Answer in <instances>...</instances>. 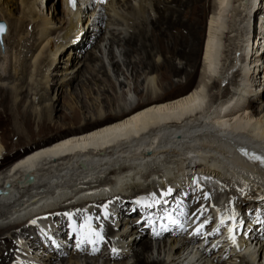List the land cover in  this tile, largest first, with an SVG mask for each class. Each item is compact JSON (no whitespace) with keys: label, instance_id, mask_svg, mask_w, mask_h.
Listing matches in <instances>:
<instances>
[{"label":"bare ground","instance_id":"1","mask_svg":"<svg viewBox=\"0 0 264 264\" xmlns=\"http://www.w3.org/2000/svg\"><path fill=\"white\" fill-rule=\"evenodd\" d=\"M38 1L21 0L23 7L21 18H16L13 12L15 0H4L0 3V20L7 21L5 12L15 19L14 23L7 21L9 26L7 25L3 40L5 43L8 41L10 43L12 35L17 39L15 52L10 56L12 74L17 85L11 90L6 88L0 90V104L4 106L5 112L15 113V121L22 119L29 125L35 116L47 129L53 123L52 113L60 111L62 119L71 123L72 129L61 136H56L54 142L52 140V143L48 145H40L37 150L15 162L10 166L11 169L4 173L2 178L0 177V190L6 192L5 195L0 196V229L12 222H21L27 217H36L41 214L45 216V213L49 215L53 211H63L64 204L69 205L68 208L70 207L74 212L80 211L90 218L96 215L101 217V214L105 217L115 214L122 220L126 216V211H129V206L134 205L139 215L133 217L138 219L142 218L141 213L143 214L148 209L152 215L159 214V210L173 202L175 196L182 201L185 199L184 194H191L192 191L196 197L200 195L199 199H205L206 195L210 196L214 206L217 204L216 199L221 201L224 196H227V198L234 197L239 203L253 205L264 210V192H257L264 188V170L261 169V172L253 170L250 165L242 162L234 151L239 143L246 144L243 148L247 150L264 149V81H262L263 87L255 88L254 86L256 83H261L259 76H264V55H253L250 61L248 59L245 61L244 54L250 46V39L246 41L245 51L240 56L238 65H236V60L234 63L230 62L229 66L216 68L221 50L219 47L222 36L220 28L229 0H218V2L216 0V3L212 0L215 12L210 21L208 20V27H205L207 0H160L154 4L158 18L151 22L153 28L150 36L146 34L147 31L145 32L146 23L144 22L132 27L130 38L126 36L121 38L124 35L123 32H112L110 39L102 41L106 42L105 49L108 46V53L112 55L110 64L118 68V72L119 62L114 61V47L118 43H123L121 47L126 57H130L131 53H137L140 56L139 63L142 65L140 67L142 71L147 70L149 73L158 71L162 74L164 81L166 80V92H157L153 86L156 82L154 77L147 76L148 78L146 77L144 81H140L142 75L137 77L136 82L139 89L136 94L139 101L135 105L128 104V93L121 90L122 83L119 79H116L119 84L117 87L110 74L106 72L105 54L100 47H97L100 57L93 52L89 54V57L86 56L83 62L79 61L71 72L69 70L59 72L67 78L79 66L67 83L65 82L67 79L64 80V78L51 82L47 73L48 68L55 65L59 52L68 49L69 46H76L77 52L87 48L92 37L84 34L81 36V24L88 19L89 29L92 28V31H95V23L97 22L98 26L101 24L107 4L98 5L93 15L89 17L87 14L93 9L92 5L88 3L86 5L83 2L82 7L79 3L77 7H74L69 0H62L63 6L66 7L65 16L59 21L62 24L68 18L65 22L67 28L63 29L67 34L66 38H63L59 33L54 42L50 37L57 29V23L37 12ZM129 1L132 0H110L108 4L112 7L120 5L119 9L122 8L132 13L133 8L129 6ZM144 1L139 2L140 9L138 8L142 9L143 18L147 13ZM256 1L248 0L245 5L247 9L250 8L247 14L250 29L252 28L250 14H255L259 9L256 7ZM96 10H98L97 13ZM113 12L119 14L116 9H113ZM239 14L242 13L239 12ZM92 17H95L93 21ZM143 18L142 22L145 21ZM133 19L135 21V18L126 17L125 21L133 22ZM260 21V27L264 30V16H260ZM32 24L33 28H30ZM136 28L139 29L138 34ZM207 28L208 33L205 36ZM77 31L80 32V36L77 39L72 38L75 33L78 34ZM228 32L232 34L233 30L228 29ZM250 33L249 38L252 34ZM24 35L29 39L35 37V43L47 41V45L42 48L34 64L37 76H41L37 84L44 86V89L46 87V94L35 93V91L28 109L23 107V96L26 95V91H23L22 84L25 80L27 66L21 54L22 48L28 41L20 43V38ZM99 35V30H97L96 37ZM260 43L261 40L258 44ZM253 47L254 45L252 52ZM77 52L69 53V58L65 59L70 61L67 64L76 63L75 60L80 56ZM154 52H165L170 57L160 63L159 60L154 59ZM178 58L192 68H196L200 60L203 61L200 75L205 86H208L206 78L216 80L220 87L225 81L227 83L225 85H228L237 75L241 78V85L237 87L235 93L229 92L228 95H223L220 102H215L211 108L205 109V105L202 107L203 92L201 90L199 92L196 88L195 91L185 92L195 83L197 77L195 72H188L185 67H178L175 61ZM91 62L98 63V67L92 68ZM66 65L64 67H67ZM234 67L236 69L234 73L231 72L233 77L231 78L230 71ZM101 73L105 77L103 82H106L107 89L99 88L96 84V79ZM136 74L140 72L137 71ZM181 76L185 77V84L183 82L175 84V78ZM2 77L0 73V78ZM75 81L77 84L71 88L72 92L64 90L66 86L71 87V83ZM89 84L99 88L93 103L86 100V96L91 95L94 90ZM260 88L263 90L258 94ZM174 89H180L181 92L171 95ZM54 90L58 91L57 100L50 96ZM67 94L85 106L87 103V111L81 113L80 116L72 109L65 107L57 109L59 107L57 102L61 98L67 102ZM36 101L38 105H43L46 101L50 103L45 104L40 112H35L38 111L34 110ZM11 117L10 114L6 115L8 121ZM5 153V148L0 141V159L4 158ZM194 169L198 174L195 172L192 175ZM29 176L34 178V182H27ZM197 177L206 182L194 187V179ZM8 184L10 186L7 189ZM135 190L138 193L150 190V194H138V196L134 194L135 200L131 201V197L128 196L131 193H137ZM165 192L169 194L162 195ZM215 192H218L219 198H216ZM79 193H81L79 198L73 200ZM106 195L110 196L107 202L102 200ZM192 197L196 200L194 195H191ZM78 202H83L89 207L97 208L98 206L102 211L100 213L91 208L87 209ZM108 202H112L113 213L111 209L105 211ZM245 209L246 207H242L243 214ZM65 218L46 217L38 224L32 222L33 224L28 225V222H24L0 230V232L9 230L8 232H12V239L14 235L29 234L28 247L33 250L32 258L38 260L41 258L40 255L44 256L39 264H55L56 262L53 263L55 260L61 264H82L76 256L78 253L86 258L85 264L99 263V259H87L89 258L87 250L74 251L76 255L67 258L64 254L67 251L64 245L60 248L48 245L52 254H48L46 249H41L44 247H41L33 236L40 238L41 231V234L50 233L54 238L57 234L65 238L68 231ZM125 226H128V223ZM103 228L107 235L115 234L113 228L106 225ZM150 230L146 228L143 232L140 225L136 223L129 235L133 238L128 245L124 246L125 250H117L113 257L104 256V264H111L112 261L113 264H189L188 248L190 246L181 244L178 236L158 227L152 233L155 242L153 243V239L149 236ZM2 236L0 234V264H20L19 262L14 263V258L18 254L11 250L9 242L12 241L7 240L9 237L3 236V238ZM210 240L215 243L202 247L201 250L211 247L214 252L207 253V259L203 264H264V242L262 241L257 242L259 248L255 254L239 258V256H233L230 249H225L226 243L222 246L223 241L211 238ZM20 245L18 247L22 252L18 253L22 255L23 251L27 250L26 247ZM193 246L191 249L194 248ZM96 254L99 253L94 252L93 256ZM129 256L131 259L128 258ZM237 257L240 259L239 262Z\"/></svg>","mask_w":264,"mask_h":264},{"label":"rangeland","instance_id":"2","mask_svg":"<svg viewBox=\"0 0 264 264\" xmlns=\"http://www.w3.org/2000/svg\"><path fill=\"white\" fill-rule=\"evenodd\" d=\"M3 1L4 0H0V3ZM143 1L144 0H142V2ZM158 1H160V0H148V1L146 0V1H144L145 2L144 7L146 10L145 12H147L145 14V18L142 17L143 16L142 9L139 10L141 0L129 1V4H130L129 6H131L133 8L132 13H130L131 11L129 12V11H126L124 9L122 10V8L119 9L118 7H120V5L112 7L107 3V5H106L107 10H105V14H103V17L101 18V24L98 26V23L97 22L95 23V26H96L94 29L95 31H92V28L89 29L90 25H87L88 19H85V22L83 24H81V32H82L81 36L86 35L87 37H89L88 35H91L92 38H91L90 43L88 44V46L85 50H83V51L80 50L81 52H79V51L77 52L78 49H76L77 48L76 46H74V47L69 46L68 49L66 48V49H64V51L59 52L57 57H56L55 65L52 68H48V70H47L50 81L56 82L58 80H62L65 75H61V73H59V72L68 71V70L71 72L72 69H74L78 65L79 61L83 62L85 60L86 56L89 57V54H92L93 52H96L98 54V56L100 57V52L97 48V47H100L103 49L104 54H105L104 55V63H105V66L107 68L106 72H108L110 74V76L112 77V79L116 83L117 87H119V84H118V82H116V79H119V81L122 83V85H121L122 89L121 90H125L128 93V96H127L128 104L135 105L139 101V97L136 94V92L139 89L138 84L136 82V79H137V77H139L141 75L142 76H141L140 81H144L147 76L148 77H154L156 80V82L153 83L155 91H157V92H164L165 91L166 92L165 87H167V83H165L166 80L164 81L162 74L158 71L153 72V73H149L147 70L142 71L140 68L142 65L139 63L140 56L137 55V53L136 54L131 53L132 55H130V57H126L124 54V50L121 47V45H123V43H118L114 47V55H115L114 61L119 62V72H118V70H117L118 68H116L110 64V60H111L112 55H109V53H108V46H107V49H105L106 42H102L103 40L107 41L108 39H110L112 32H115V33L123 32L124 35L121 38H123L125 36L127 38H130L132 35V29H133L132 27H136V26L140 25V23H144V22L146 23L145 32L147 31L146 34L148 36H150L151 30L153 28V26L151 25V22H152V20H155L156 18H158V14L156 13L155 8H154V4L158 3ZM247 1L248 0H244L243 2H242V0H229L228 1V9L225 12V17L222 18V20H223L222 21V27L223 28L222 27H221L222 29L220 28V34L222 36H221L220 41H219L220 42L219 47L221 50H220L218 65L216 66V68H218V69L229 66L230 62L234 63L236 60H237L236 65H238L239 64L238 62L240 60V56L242 54H244V51H245L244 49H245L246 44H247L246 41L251 39V38H249V33L251 32V29H250L249 17L247 15L250 8L247 9V6H245ZM217 2H218V0H217ZM256 2H257L256 3L257 5H259V2H260V4H262L259 7H262L261 12L264 13V0H257ZM15 3L16 4L14 5L15 8L13 9L14 10L13 12H14L16 18H21L22 17V9H23V7L21 6V0H15ZM215 3H216V0H215ZM65 8L66 7L63 6L62 0H39L37 3V8H36L37 12H39L41 14V16L47 17L50 21L55 20V22L57 23V27H56L57 29H55V31L52 32L53 34L50 37V39H52L54 42H56L59 33H60L61 37L66 38L67 32H65L63 29L67 28V26H66L67 24H65V22L68 21V18H66V21L62 24H61V21H59V20L63 19L65 16V14H64ZM94 9L95 8L93 7V9H91L88 12L87 15H89V17H90V15H93ZM113 9H116V11H118L119 14L118 15L115 14L113 12ZM97 12H98V10H96V13ZM136 12H138V13H136ZM206 12H207L206 13L207 17H206L205 27L206 26L208 27V23H209L211 17L214 16V12H215L214 4H213L212 0L211 1L207 0V11ZM239 12H241L242 14L240 15ZM141 13H142V15H141ZM5 14L7 17V21L8 22L13 21V23H14L15 19H12L11 17H9V14H7L6 12H5ZM79 15L81 16V14H79ZM137 15H139V16H137ZM140 15H141V17H140ZM126 17L127 18H135V21L133 19L134 23L133 22H126L125 21ZM139 18H141V19H139ZM142 18L145 21L142 22ZM94 19H95V17H92V21ZM7 21H6V23L9 26V23ZM147 23H149V24H147ZM235 26H236V28H235ZM30 28H33V24L31 25ZM96 29L99 30V33H100L99 37H96V31H97ZM228 29H230L231 31L233 30L232 34L230 32H228ZM236 29L237 30L239 29V30L236 31ZM11 30H12V27H11ZM234 30L236 32H234ZM136 31L138 34L139 29L136 28ZM206 33H208V28H207V30L205 29V36H206ZM79 36H80V32H78V34L75 33L72 38L77 39ZM22 37L24 39L21 40ZM22 37L20 38L21 44L23 41L26 42L28 40L25 43V47L22 48V54H21V56L25 59V64L27 66V70L25 73V80H24V83L22 84V87L24 88L23 91H26V95L23 96L24 97L23 107L24 108L26 107V109H28V107L30 108L29 105L31 104V102L34 98L33 95H34L35 91H36L35 93L40 92V94L41 93L46 94V92H45L46 87L44 89V86H42L39 83L37 84V82H39V80H41V76H37L38 74H37V71L34 67V64H35V62L37 60L36 58L39 55L42 48L45 45H47V41L35 43V41H36L34 39L35 37H33L31 39H29V37L26 38L25 35ZM11 40H12V41H10L11 44L9 43V41L6 43L4 41L3 47L0 46V56H1L0 57V73L3 75V77L0 78V90L2 88H6L8 90H11L12 88L15 87V85H17V83L14 81L15 79L13 78L12 64L10 63V56L12 55V53L15 52L14 48L17 44L16 43V40H17L16 36L12 35ZM258 42H260V40ZM109 43L110 42L108 41V44ZM241 46L243 48H241ZM75 49H76V51H74ZM71 52L72 53L73 52L80 53L79 59L77 58L75 60L76 63L75 64L73 63V65L67 64L70 61L65 60V59L69 58V53H71ZM81 53H82V55H81ZM239 53H241V55ZM154 55H155L154 59L159 60L160 63L163 62V60H167L170 57L169 54H167L165 52H163V53H155L154 52ZM175 61H176V65L178 67H180V68L185 67L188 72H195L196 73L197 78L195 80V83L191 87L186 89L185 92L195 91L196 88H198L197 90L199 92L201 90V92H203L202 93L203 94L202 107H203V105H205L204 106L205 109L211 108V106H213L215 104V102H220L223 95L226 96V95H228L229 92L235 93L237 91V87L239 85H241V78L238 77V75H237L239 70L235 74V75H237L236 77L233 78L231 76L232 75L231 72L234 73V70L236 69L235 67L232 68L230 71V77L233 79L231 80V82L228 85H225L226 84V81H225L224 85L218 87L219 85L217 84L216 80H210V79L206 78L205 80L208 82V86H205V82L200 75V71H201L202 64H203L202 60L199 61V64L196 66V68H192V66L186 65L185 61H183L179 58L176 59ZM97 64L93 62L92 64H90V66H92V68H94V66L98 67ZM65 65L67 67H64ZM78 68H79V66L77 67V69ZM138 68H140V69H138ZM77 69H75L74 72L71 74L72 76L77 71ZM137 71L140 72V74H136ZM6 72H7V74L5 75ZM144 72H147V73L144 74ZM55 73H58V74H55ZM71 75H70V77L68 76L67 78H64V80L67 79V80H65L66 83L68 82L69 79L72 78ZM260 76H259V79H260L261 83H256L254 85L255 88L259 87V86L263 87L262 81H264V78H263L264 76L263 75H260ZM104 78L105 77L102 75V73L99 74V78L96 79L97 80L96 84L99 86V88L102 87L104 89H107L106 82H103V80H105ZM174 81H175L174 82L175 84H177L178 82L179 83L183 82L185 84L186 80H185L184 76H181L179 78H175ZM32 84H33V86H32ZM36 84H37V86H36ZM76 84H77V81L71 83V87L66 86L64 88V90L72 92L71 88H73ZM31 86L33 89L31 88ZM89 86H90V84H89ZM34 87L35 88L37 87V88L34 89ZM90 88H93L94 90L92 91L91 95L86 96V100H87V102L93 103L97 97L99 88L92 85V84H91ZM262 90H263V88H260L258 94H260L262 92ZM180 92H181L180 89L179 90L174 89L173 93H171V95L178 94ZM57 93H58V91H55V90L52 93H50L51 98H54L55 100H57ZM67 95H68L66 97V99L68 98L67 102H64L63 99L61 98V100L59 102H57V104L59 105V107H57V109L65 107V108L72 109L73 111L78 112L79 115L81 113H83V112L85 113V111H87V107H86L87 103L85 106V105L81 104L80 101H78L74 98H71L69 96V94H67ZM17 97H18V95H17ZM263 100H264V95H263ZM48 103H50V102L46 101V103H44L43 105L42 104L38 105L37 101H36V104H34V110L37 109L38 111H35V112H40V109L42 107H44L45 104H48ZM83 103H85V100H83ZM3 108H4V106L2 104H0V141H1V143L4 146L5 151H6L4 158L0 159V177L1 178H2V176L5 175L4 173H7L11 169L10 166H12L15 162H17L18 160H20L24 156H26V155L34 152L35 150H37L40 145L41 146L43 144L48 145V144L52 143V140L54 142V140H55L54 138H56V136H61L64 133H66L67 131L72 129V127H71L72 124L69 122H66L65 120L62 119V115H61L60 111L52 113V122L53 123H51V125L49 124L50 125V126H48L49 129H47V127H43L42 123L39 122V119L35 116L33 118V122L29 125H27L26 122L23 121L22 119H18L15 121L14 120L15 113L12 111H9V112L6 111L5 112V110ZM3 112H5V113H3ZM9 114L12 115V117H11V120L8 121L6 119V115L8 116ZM2 116H3V118H2ZM195 172L196 171L194 169L192 171V175H194ZM192 175H189V176H192ZM193 178H194V176H193ZM194 181H195V184H194L195 186L197 184H201V183L203 184V182L204 183L206 182V181H203L201 179H198V177H197V179H194ZM107 186H108V188H111V186H109V185H107ZM135 192H137V191L135 190ZM149 192H150V190L148 192L131 193L130 195L128 194L129 195L128 197H131V201H132V200H135L134 194L136 196L138 194L149 195L150 194ZM257 192L263 193L264 188L260 191H257ZM108 195H106V197L102 200L103 201L106 200V202H107V200H109V198H110V196L107 197ZM83 204L81 203L82 207H85L88 209V206L86 204H84V205ZM64 206L65 205H63V207H62L63 211H61L60 210L61 208H60L59 212L53 211V213L49 214V215L47 213H45V216H44V214H41V215H38L36 217H34V216L27 217L26 219H22L21 222H19V221L12 222V223L8 224L7 226H3L2 229H0V230H5L7 228L13 227V225L16 226V224L19 225L20 223H24V222H28L27 223L28 225L33 224L34 222H36L38 224L39 222L42 221L43 218H46V217L47 218H49V217L56 218L59 216V217L65 218V215H67V213L71 210V208L69 209L68 206H65V207ZM96 209L101 210V208L98 206ZM125 224H126V222H123V224L121 225V231L123 229H126L127 226H125ZM36 228H38V226ZM8 231H1L0 234H2L4 237L5 236L9 237V238H7V240L10 239L12 241V242H9V244L11 245V248H12L11 250H14V252L15 253L17 252L16 254H18L17 257L14 258V263L19 262L20 264H32V263L37 264V262H38V264H39V261L44 259L43 255H40L41 258L38 260L32 258L31 253L33 250H32V248L30 249L28 247V242L30 239L29 234H26L25 236H22V235H19V236L16 235L15 236L14 235L13 239H12V237H11L12 232L10 233ZM124 237H125L124 240H126V238L129 236H124ZM7 240H5V241H7ZM17 240L20 241L19 243L22 245V247H26L27 251H23L22 255H20L18 253V252H22V251H20V248L18 247L19 244H17V242H16ZM57 240L59 242H62L61 238L58 235H57ZM23 241H25V242H23ZM153 243H155V242L153 241ZM2 245H4V244H2ZM65 249L67 250V252L65 253V257L72 258V255H70V254H73V253H70L71 248L69 247V245L65 246ZM35 251L39 252V250H35ZM104 252H105L104 250H101V253H99L95 256L90 255V256H88L89 258H87V259H92V258L97 259V260L99 259L98 260L99 263H97V264H102V263L104 264V261H105V259H103L104 258ZM38 255H39V253H38ZM81 257H78V259L81 260L82 264H85L84 261L86 258L85 257L81 258ZM128 258L131 259V256H129ZM45 259H46V261H48V259L46 257H45ZM109 261H112V260L109 259ZM53 263L61 264L57 260L53 261ZM111 264H113V261Z\"/></svg>","mask_w":264,"mask_h":264},{"label":"snow or ice","instance_id":"3","mask_svg":"<svg viewBox=\"0 0 264 264\" xmlns=\"http://www.w3.org/2000/svg\"><path fill=\"white\" fill-rule=\"evenodd\" d=\"M73 6H75L76 4V0H71ZM100 3H106L107 0H99ZM5 31L4 27L3 26H0V33H3ZM245 155H248L247 152L244 153ZM251 159H253L254 161H257L259 162L260 164H264V157H261V156H257V155H253L251 157ZM169 193L168 192H165V193H162V195H165L167 196ZM205 199H211L210 196H205L204 197ZM107 212V209L105 210ZM207 211V208L205 206H201L200 208L196 209L195 212H193L192 214L193 215H196L197 213H199L200 215H203L205 212ZM229 219L231 221H233L234 223V227L230 228L229 229V232H230V238L232 240V243L233 244H236L237 242V239H236V231L241 227V223L240 221L235 217V215H232L229 217ZM169 221L170 223L172 224H175L176 221L174 219H172L171 217H169ZM225 221L224 219H221V224H224ZM262 223H264V221H262ZM88 229H89V235L90 236H96V237H100V233L99 232H96L93 228H92V225H91V221L89 220L88 222V225H87ZM197 234L198 235H202L203 233L201 232L200 229H197ZM102 239V237H101ZM89 242H92L91 240H89ZM115 251V250H114Z\"/></svg>","mask_w":264,"mask_h":264},{"label":"water","instance_id":"4","mask_svg":"<svg viewBox=\"0 0 264 264\" xmlns=\"http://www.w3.org/2000/svg\"><path fill=\"white\" fill-rule=\"evenodd\" d=\"M0 26H3L4 29H5V31H4L3 33H0V45L3 46V45H4V40H3V38H4V35H5L6 32H7V23H6L5 21H3V20H0ZM27 182H29V183L34 182V178L31 177V176H29V177L27 178ZM9 186H10V185L8 184V185H7V189L9 188ZM5 194H6V192L0 191V196L5 195Z\"/></svg>","mask_w":264,"mask_h":264}]
</instances>
